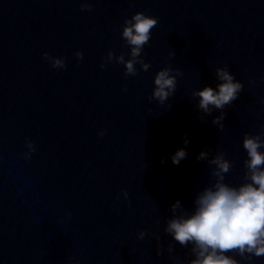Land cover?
Listing matches in <instances>:
<instances>
[{
	"label": "water",
	"instance_id": "1",
	"mask_svg": "<svg viewBox=\"0 0 264 264\" xmlns=\"http://www.w3.org/2000/svg\"><path fill=\"white\" fill-rule=\"evenodd\" d=\"M137 11L158 20L132 74L118 58ZM165 67L176 87L159 102ZM218 67L243 87L205 113L193 92ZM244 133L264 139V0H0V264H190L167 220L215 181L217 153L244 181Z\"/></svg>",
	"mask_w": 264,
	"mask_h": 264
},
{
	"label": "clouds",
	"instance_id": "2",
	"mask_svg": "<svg viewBox=\"0 0 264 264\" xmlns=\"http://www.w3.org/2000/svg\"><path fill=\"white\" fill-rule=\"evenodd\" d=\"M90 7L87 3L81 4V8ZM157 20V17L141 11L124 19L121 36L131 46V59L125 61L123 56L118 59L123 62L126 73H135L136 58L148 43L150 30ZM42 55L52 68L65 66L63 57L51 56L47 52ZM75 56L80 58L82 53L76 51ZM171 71L161 68L153 78L152 96L159 102L166 100L176 87ZM216 77L219 82L215 87L206 84L193 92L198 97L197 107L205 113L214 108L223 109L237 98L243 87L226 67H218ZM224 115L221 111L212 122L221 121ZM187 143L185 139L184 144ZM242 147L246 153L243 182H226L225 174L230 171L232 162L223 153H217L208 160L215 166V181L196 194L190 209L183 208L167 220L165 231L173 240L181 245L193 244L195 259L190 264H255L254 257L264 255V139L258 133H244ZM186 155V149L181 147L171 154L170 159L173 164H179ZM207 156L208 153L201 150L196 158L199 160ZM170 207L175 212L181 207L180 200H175Z\"/></svg>",
	"mask_w": 264,
	"mask_h": 264
}]
</instances>
